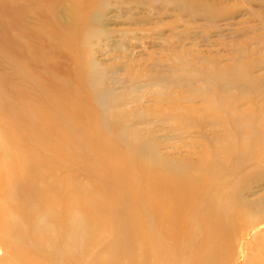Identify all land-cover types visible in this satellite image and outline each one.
Instances as JSON below:
<instances>
[{"label": "bare ground", "instance_id": "1", "mask_svg": "<svg viewBox=\"0 0 264 264\" xmlns=\"http://www.w3.org/2000/svg\"><path fill=\"white\" fill-rule=\"evenodd\" d=\"M59 1L38 0L54 34L28 33L24 0L0 3V63L7 66L0 74V264H264V101L240 110L237 99L245 93L264 100V75L252 76L247 67L236 76L219 67L193 69L186 99L204 101L208 115L188 126L208 128L210 145L194 164L164 160L125 120L93 107L100 77L88 57L98 20L68 1L71 16H58ZM29 36L38 38L41 55L31 50ZM56 50L76 65L75 72L65 67L68 77L86 86L93 103L74 107L85 110L78 119L93 128L110 123L131 151L122 155L129 163L112 169L113 181L105 174V132L89 136L90 149L72 161L54 158L57 135L36 136L47 133L50 121L37 106L28 112L25 86L34 77L39 86L48 83L39 92L56 106L49 96L63 95L54 87L61 81ZM117 148L106 153L119 157ZM79 172L89 175L91 186L77 181Z\"/></svg>", "mask_w": 264, "mask_h": 264}, {"label": "rangeland", "instance_id": "2", "mask_svg": "<svg viewBox=\"0 0 264 264\" xmlns=\"http://www.w3.org/2000/svg\"><path fill=\"white\" fill-rule=\"evenodd\" d=\"M88 1L91 2L60 0L56 15L68 19L71 16L69 3L80 8L81 15L88 9L98 20L99 34L90 39L88 57V61L95 62L94 72L100 77L95 85L97 96L92 99L96 105L93 107L108 112L107 118L111 115L118 121L125 120V126L143 138V143L149 144L164 160L194 164L207 154L211 133L208 128V131H203L188 126L200 114L208 115L204 101L186 99L188 90L193 88L189 85V73L193 69L212 71L213 67H219L236 76L247 67L252 76L264 75V0ZM24 4V27L28 33L33 29L38 34L44 30L45 33L54 34L55 28L51 30L49 25L51 16L47 13V19L44 20L38 0H24ZM43 20L48 25L43 26ZM6 36L7 33L4 39ZM59 40L61 42V38ZM28 42L31 50L40 54L38 38L29 36ZM55 52L58 54L61 51ZM58 56L55 62L60 66L57 76L61 81L54 87H61L63 95H49L54 98L56 106L51 107L50 100L39 92L40 87H48V83H40L39 86L36 77L34 83L26 82L28 112L37 106L43 121H50V125L43 126L47 133L46 130H37L36 136L44 133L43 138L46 134L52 138L57 135L60 138V153L54 158L56 161H72L71 156L78 158L86 154L85 149H90L86 140L89 136V139L93 137L96 140L101 131L105 132V174L109 173L113 181L112 169L122 163H129V158L123 159L122 155L131 154V151L111 132L113 126L110 123L105 129L93 128L83 123V118L78 119L85 110L78 111L74 107L84 103L92 106L93 103L86 86L68 77L65 67L70 65L75 72L76 65L68 63V56ZM0 66L1 74L7 66L4 64L3 67L2 63ZM197 84L211 85L203 82ZM250 97L245 93L237 94L240 110L255 107L258 100L261 103L264 101L261 97L252 101ZM18 127L27 129L24 125ZM54 128V132L50 133ZM116 145L122 154L111 158L106 151L116 148ZM81 157L80 160L83 159ZM146 164L151 165V162ZM76 178L81 184L91 186L89 175L85 172H79ZM97 193L105 198L102 191ZM100 251V247H97L94 252ZM4 256L5 251L0 246V258Z\"/></svg>", "mask_w": 264, "mask_h": 264}]
</instances>
